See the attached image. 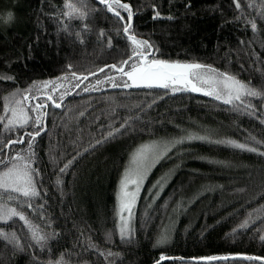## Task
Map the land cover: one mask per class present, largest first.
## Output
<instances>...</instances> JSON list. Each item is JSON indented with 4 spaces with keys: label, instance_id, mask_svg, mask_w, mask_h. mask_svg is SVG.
<instances>
[{
    "label": "trees",
    "instance_id": "1",
    "mask_svg": "<svg viewBox=\"0 0 264 264\" xmlns=\"http://www.w3.org/2000/svg\"><path fill=\"white\" fill-rule=\"evenodd\" d=\"M116 1L132 14L127 34L128 16L121 20L107 2L0 0V145L24 136L6 150L0 172L38 168L40 192L0 189V209L27 221L0 216V264H264V0H239V8L233 0ZM132 36L152 45V58L212 67L258 96L229 105L157 87L72 93L43 108L31 149L35 120L4 127L14 101L41 83L129 60ZM173 138L184 142L148 176L132 238L121 240L116 197L130 156ZM32 231L46 241L37 244ZM212 256L229 259H204Z\"/></svg>",
    "mask_w": 264,
    "mask_h": 264
},
{
    "label": "snow or ice",
    "instance_id": "2",
    "mask_svg": "<svg viewBox=\"0 0 264 264\" xmlns=\"http://www.w3.org/2000/svg\"><path fill=\"white\" fill-rule=\"evenodd\" d=\"M98 3L104 4L105 0H97ZM233 3L237 8H239V0H233ZM66 8L71 7L70 5H66ZM119 7L124 8L126 11L128 10L129 6L126 4H121ZM186 7L190 8L191 5L188 4ZM115 15L117 17H120V13L116 12ZM12 14H8V20H11ZM128 18L129 22L124 26L123 31L124 33H128L129 29L131 28V19L132 14L130 11H128ZM154 19L160 18V13L158 11H155L154 9ZM122 20L123 18L120 17ZM171 19V17H169ZM252 30L255 32L257 25L255 22H250ZM132 43L137 45L138 48L134 49L133 51L136 53L135 55H131L129 57V60L132 61V63H129V60H126L124 63L128 65L130 68L129 71L125 72L124 68L121 67L118 70L123 73V75L128 77V80L132 81V85H129L127 81L123 83L124 87H131L133 85L139 87L141 86L138 81L146 82L143 86L152 88V87H158L163 89H170L175 91H182L185 90L186 85L191 84L190 90L193 92H200L201 89L196 87L195 84H192V79L195 78L196 80H200L202 75H207L208 79L204 80L203 82L206 84H209L212 88V92H205V95H214V98L216 100H223V103L233 105L236 101H241V95L244 94L245 91V85L240 83L238 80H236L234 77L227 75L226 73H220L216 69L211 68L209 66L202 65L200 63H185L181 64L178 62H168L165 60H158V59H152L150 61V65L146 67H137L135 64V61L137 57L141 61L147 60L149 56L154 55L152 45L146 41L141 40L137 41L135 36H132L131 38ZM70 67V66H69ZM113 68H116L115 65L112 66ZM181 85V87H176V85ZM113 87H117V85H113ZM87 89H85L86 91ZM29 92L31 89L28 90ZM246 94L248 96H258V93L255 91H252L251 89H247ZM25 99H27V96H25ZM33 100H36L37 97L33 96ZM48 100H52L51 96L47 97ZM14 103L19 104L20 101H14ZM242 103V101H241ZM42 101L40 103H37L35 106H33L34 112H39V110L42 107H46ZM55 107H60L59 104H55ZM12 117L13 119H9L7 121V124L4 125V127H9L11 125H14L17 123V113L15 109H12ZM0 120H3V117H0ZM27 123V119L25 118L22 123H20V127H24V125ZM33 127L37 129L34 133L29 132L26 133V135L29 138L28 142V149L32 148V141L35 140L37 136L41 135V132L43 129L40 127V121L35 120L33 123ZM123 127V126H121ZM120 129H116V132H119ZM114 133L109 132L108 137H113ZM198 139H204V137H197ZM184 141L181 140H173L168 143H161L159 145H145L142 146L137 154L135 155L133 159V167L131 169V176L134 178H130L129 173L126 172L125 176L122 180V188L124 190V195L129 199V201H134L136 198V193L140 191V186L143 183L144 179L146 178L148 171L164 156L167 155V153L171 150L172 147H174L176 144L183 143ZM23 144L24 143V136H20L16 140H10L8 144L0 145V155H3L5 158L0 160V165L7 166L9 164V160L7 159V149L11 148L13 144ZM97 143H102V141H98ZM221 143H224L221 141ZM227 143L231 144L234 147L244 149L245 145L243 144H236L235 142L228 141ZM249 151H256L255 149H247ZM261 155H264V153H260ZM18 155V154H17ZM79 155V153L77 154ZM21 159H24V157H21ZM71 161H69L67 164L64 165L63 168H60L59 171L61 173L65 172L68 167L70 166ZM33 174L35 176H39V169H31L28 165H25V169L23 171L16 170V166L13 165L12 167L8 168L7 171L3 172L2 175H0V189L5 190H11L18 193H21L23 197H39L40 192L36 189L35 184L33 183ZM57 183H60V181H57ZM132 184L135 185V190L131 193L127 192L128 185ZM159 193H157V196ZM28 207L31 209L32 205L31 203H28ZM41 208H43V204L40 205ZM125 210L128 211L129 215L131 214V207L130 205L125 208V205H121V213H123ZM5 215H19L15 212L14 209L5 211L4 209H0V216ZM19 219L21 221H25V217L23 215H19ZM124 217L121 215V227L119 228V235L121 240H130L132 238L131 230L126 225V223H123ZM27 224V221H25ZM247 223V222H245ZM31 238L37 243L41 244L42 241H46L47 237L44 235H39L36 231H32ZM94 247V246H91ZM17 248L19 250H23L22 246L17 243ZM108 255H112L109 253ZM206 261L211 260H227L229 257H207L204 258ZM247 259H254V258H247Z\"/></svg>",
    "mask_w": 264,
    "mask_h": 264
},
{
    "label": "rangeland",
    "instance_id": "3",
    "mask_svg": "<svg viewBox=\"0 0 264 264\" xmlns=\"http://www.w3.org/2000/svg\"><path fill=\"white\" fill-rule=\"evenodd\" d=\"M105 2H107L108 8L113 11V12H119L121 16L126 17V15L128 16V11H130V9L128 8V10L126 11L124 8L119 7V5L121 4H125L122 2H118L116 0H105ZM127 5V4H126ZM137 41H141L140 39H137ZM133 44V43H132ZM138 46L133 44V49H137ZM136 53L134 52L133 55H135ZM152 59H156V58H152L151 56H149L147 58V60L141 61L139 59V57H137L135 64L137 67H146L150 65V61ZM158 60H162V59H158ZM168 61V60H165ZM168 62H177V61H168ZM129 63H132V61L129 60ZM181 64H185V63H190V62H178ZM123 67L124 71L127 72L130 70V68L128 67V65H126L125 63L121 64L120 66H118L117 68H107L103 71L94 73L93 75H81V74H67V75H63L57 78H53L50 80H47L43 83H41L35 92L30 93L27 96V99H25L23 102H20L17 105H11L8 109L7 112V116L8 119H13L12 117V109H15L16 113H17V123L16 124H20L24 121V119H27V122L30 121V118L33 120H39L42 118L43 116V108L42 107L39 112H34L33 106H35L37 103H40L41 101L47 105L49 103L52 102H59L61 99H63L64 97H66L69 94L72 93H85V92H95V91H103V90H107V89H113V88H138L137 86L133 85L131 87H124L123 83L125 81H127V83L129 85H132V81L128 80V77L123 75V73H121L118 69ZM212 68V67H211ZM220 72V71H218ZM222 73V72H220ZM208 79L207 75H202L200 80H196L195 78L192 79V84H195L196 87L200 88L201 91L200 92H195V93H199L202 95H205V92H212L213 88L209 85L204 83L203 81ZM236 80H238L237 78H235ZM240 83H242L240 80H238ZM137 83H139L141 86L139 87H146L143 86L146 82L143 81H138ZM117 85V87H113V85ZM243 84V83H242ZM176 87H181V85H176ZM185 90L182 91H191V84L184 86ZM158 88V87H157ZM85 89H87L85 91ZM171 90V88H170ZM172 91V90H171ZM178 92V91H175ZM193 92V91H191ZM247 92V88L245 86V91L244 94L241 95V98L246 94ZM36 96L37 99L33 100L32 97ZM51 96L52 100H48L47 97ZM209 97L214 98V95H206ZM31 101H30V100ZM215 99V98H214ZM223 102V100H218ZM32 115V116H30ZM173 140H182L181 138L178 139H159V140H151L148 142H145L143 144H141L140 146H138L136 148V150L132 153V155L130 156L129 162L127 164V166L124 169V172L121 176V179L119 181V185H118V190H117V206H116V216H117V221H118V230L121 227V215H123L124 220L123 223H126V225L130 228L131 233H132V223L134 220V216L136 213V208H137V203H138V199L142 193L143 187L145 185L146 180L148 179V176L150 175V173L152 172V170L154 169V167L160 162V160L148 171V174L146 176V178L144 179L143 183L140 186V191L138 193H136V198L134 201H129V199L124 195V190L122 188V180L125 176V173L128 172L130 178H134L131 176V169L134 166L133 165V159L135 157V155L137 154L138 150L145 145L151 146V145H159L161 143H168L171 142ZM179 144H176L174 147L171 148V150L169 152H171L172 150H174L177 146H179ZM168 152V153H169ZM167 153V154H168ZM165 157V156H164ZM163 157V158H164ZM19 171H23V168L20 169H16ZM3 172H0V175H2ZM135 190V185H132L129 183L128 187H127V192L131 193ZM125 205V208H127V206L130 205L131 207V214L129 215L128 211L125 210L123 213H121V205Z\"/></svg>",
    "mask_w": 264,
    "mask_h": 264
}]
</instances>
